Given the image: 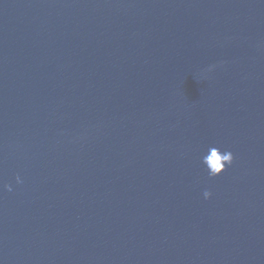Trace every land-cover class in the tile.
Instances as JSON below:
<instances>
[{
  "label": "water",
  "instance_id": "obj_1",
  "mask_svg": "<svg viewBox=\"0 0 264 264\" xmlns=\"http://www.w3.org/2000/svg\"><path fill=\"white\" fill-rule=\"evenodd\" d=\"M0 264H264V0H0Z\"/></svg>",
  "mask_w": 264,
  "mask_h": 264
},
{
  "label": "clouds",
  "instance_id": "obj_2",
  "mask_svg": "<svg viewBox=\"0 0 264 264\" xmlns=\"http://www.w3.org/2000/svg\"><path fill=\"white\" fill-rule=\"evenodd\" d=\"M211 69H209L210 71ZM235 156L234 153L230 150H224L220 147H217L215 153L212 157V164H207V158L202 157L201 162L205 164L206 170L210 177H216L222 175L227 171L228 167L234 163ZM217 161H222V163H217ZM17 183H22L20 176L16 177ZM8 191H12L11 185H6ZM205 199H209L212 196L210 191L205 190L203 193Z\"/></svg>",
  "mask_w": 264,
  "mask_h": 264
}]
</instances>
